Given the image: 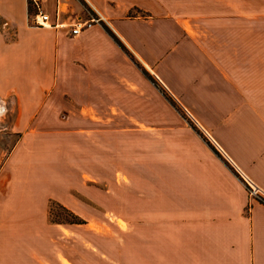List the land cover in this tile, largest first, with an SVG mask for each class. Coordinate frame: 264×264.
<instances>
[{"label": "crops", "instance_id": "0c3cea01", "mask_svg": "<svg viewBox=\"0 0 264 264\" xmlns=\"http://www.w3.org/2000/svg\"><path fill=\"white\" fill-rule=\"evenodd\" d=\"M82 1L100 21L72 35ZM163 1L43 0L50 26L37 27L27 0H0V264H72L53 239L85 223L49 222L48 202L85 219L70 192L85 189L79 126L93 128V174L97 128L156 130L154 165L144 154L140 167V214L117 218L125 256L137 260L126 264H264V204L249 202L239 177L264 191V16L180 15ZM133 59L226 162L193 134L163 129L173 126L163 97ZM116 201L109 189L108 206Z\"/></svg>", "mask_w": 264, "mask_h": 264}, {"label": "rangeland", "instance_id": "374dc122", "mask_svg": "<svg viewBox=\"0 0 264 264\" xmlns=\"http://www.w3.org/2000/svg\"><path fill=\"white\" fill-rule=\"evenodd\" d=\"M164 1L169 5L168 8L171 7L170 9L180 15L233 9L235 11L239 10V22H251L255 14H260V18L264 16V0ZM133 64L144 76L145 74L148 78L151 76L150 71L137 59H133ZM151 78L153 79V81L151 80L152 86L163 97L164 121L173 122L172 127L163 129L189 132L201 143L206 141L212 149H215V145L207 138L203 129L197 126L187 110L173 99V96L167 92V89L156 78H153V76ZM75 129L83 130V132L78 134H86L88 136L84 137L82 145L83 149L89 150V152L79 159V162L83 164V173H81L80 177L85 188L84 193L78 194L70 191L75 195L78 205L81 206L85 224L66 227V240L63 242L53 239V245L65 249L68 254V261L72 264H126L129 261H137L133 259V255H130L131 258L125 256L127 251L125 250L124 239L121 234L125 225L121 221H117V218L126 214H140L139 185L142 177L140 167L145 165L142 164L144 154L149 155L148 163L154 165V159H151L150 156L152 155L154 158L156 139L153 135L156 134V130L141 129V131L140 127L121 126L97 128L100 136L103 135L104 138L101 139L100 143L99 170L96 174H93L91 149L96 145V142L93 143V128H82L79 126ZM108 129L113 130V133L107 136L106 132ZM109 138L110 144L105 142ZM215 151L222 157L216 149ZM108 155H110V160ZM96 159L95 157V165ZM222 159L225 160L223 157ZM109 189L111 195L113 194L117 199V206L109 207L107 204ZM92 192L100 194V204L92 203ZM57 209L56 206L52 208L53 212ZM63 216L65 215L63 214ZM70 227L73 229L70 230Z\"/></svg>", "mask_w": 264, "mask_h": 264}, {"label": "built area", "instance_id": "2783aa9c", "mask_svg": "<svg viewBox=\"0 0 264 264\" xmlns=\"http://www.w3.org/2000/svg\"><path fill=\"white\" fill-rule=\"evenodd\" d=\"M42 1L43 0H27L29 6L33 8V13L30 15V23L33 26L37 27H46L50 26V18L47 13H45L42 9ZM87 1V0H86ZM83 4V12L86 18L78 19L76 22L70 24L71 34L77 35L83 28L89 27L100 21L99 16L97 15L95 8L87 2ZM87 4V5H86ZM240 182L243 184L245 191L247 192L249 202L258 201L264 204V191L261 190L256 184H254L248 178L240 175Z\"/></svg>", "mask_w": 264, "mask_h": 264}, {"label": "trees", "instance_id": "16d2710c", "mask_svg": "<svg viewBox=\"0 0 264 264\" xmlns=\"http://www.w3.org/2000/svg\"><path fill=\"white\" fill-rule=\"evenodd\" d=\"M213 150L215 149L213 148ZM53 206H56L58 208L54 212L52 210ZM63 214L65 216H63ZM48 221L51 223L58 224L85 223V221L80 216H78L77 214H75L74 212H72L71 210H69L68 208L53 199H50L48 202Z\"/></svg>", "mask_w": 264, "mask_h": 264}, {"label": "bare ground", "instance_id": "6f19581e", "mask_svg": "<svg viewBox=\"0 0 264 264\" xmlns=\"http://www.w3.org/2000/svg\"><path fill=\"white\" fill-rule=\"evenodd\" d=\"M87 28V27H86Z\"/></svg>", "mask_w": 264, "mask_h": 264}]
</instances>
